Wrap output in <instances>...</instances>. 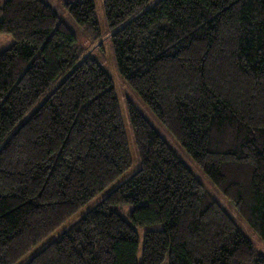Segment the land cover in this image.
I'll return each instance as SVG.
<instances>
[{
	"label": "trees",
	"instance_id": "obj_1",
	"mask_svg": "<svg viewBox=\"0 0 264 264\" xmlns=\"http://www.w3.org/2000/svg\"><path fill=\"white\" fill-rule=\"evenodd\" d=\"M98 40L94 0H65ZM118 72L264 243V0H103ZM0 264L131 166L111 77L43 0H5ZM138 170L26 264H264L130 102ZM132 205L126 220L115 207ZM160 225V226H159ZM144 233L141 257L137 227Z\"/></svg>",
	"mask_w": 264,
	"mask_h": 264
},
{
	"label": "rangeland",
	"instance_id": "obj_2",
	"mask_svg": "<svg viewBox=\"0 0 264 264\" xmlns=\"http://www.w3.org/2000/svg\"><path fill=\"white\" fill-rule=\"evenodd\" d=\"M48 4L60 17V19L68 26V28L76 35L79 40V45L84 49V55H93L103 66L105 71L111 77L116 95L119 102L120 112L122 116L123 127L126 140L131 156V166L122 175H120L104 192L98 194L85 204L75 215H73L61 227L57 228L48 235L41 243L35 246L29 253L18 260L15 264H26L35 254L40 252L50 241L57 239L62 233L68 229L74 222L84 216L87 211L94 208L107 193L115 189L122 182L129 179L139 168V159L135 147L134 136L130 125L127 104L132 103L141 114L148 120L151 126L159 133L163 140L172 148L178 158L193 172L196 178L204 185L206 190L215 198V200L224 208L231 216L238 227L242 230L253 243L257 254L264 257V243L259 236L248 226L240 215L235 211L232 203L223 195L209 177L199 168L194 159L188 154L184 147L174 138L164 124L155 116L148 105L142 98L127 84L122 75L118 72L115 60L112 53L110 35L107 22L104 15L103 0H94L97 19L101 29V38L98 40L92 39L89 34L79 27L67 12L64 3L65 0H43ZM5 0H0V7L3 6ZM0 18L2 13L0 12ZM14 43V38L10 34H0V53L8 49ZM116 210L126 219H129L132 205H121L115 207ZM160 226V225H159ZM153 228L152 226L137 227L140 239V248L138 259L141 257V249L143 244L144 233ZM163 264H168L165 260Z\"/></svg>",
	"mask_w": 264,
	"mask_h": 264
}]
</instances>
